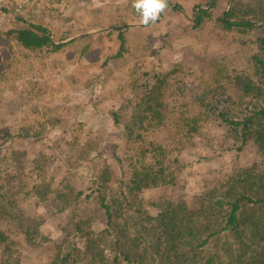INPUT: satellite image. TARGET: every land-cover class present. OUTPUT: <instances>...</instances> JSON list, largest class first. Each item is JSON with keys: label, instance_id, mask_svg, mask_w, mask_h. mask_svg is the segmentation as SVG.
Returning a JSON list of instances; mask_svg holds the SVG:
<instances>
[{"label": "rangeland", "instance_id": "obj_1", "mask_svg": "<svg viewBox=\"0 0 264 264\" xmlns=\"http://www.w3.org/2000/svg\"><path fill=\"white\" fill-rule=\"evenodd\" d=\"M31 1L19 11L15 2L0 7V207L14 213L13 220L0 214V229L19 264H50L68 219L53 196L40 201L27 192L37 177L49 180L54 190L65 182L82 190V215L91 217L94 229L103 226L105 214L91 192L92 181L104 166L119 176L115 156L129 149L122 127L134 93L152 81L154 72L169 83L167 108L194 116L199 129L190 140L168 146L183 163L178 181L146 189V197L181 195L196 207L204 191L232 171L252 163L264 168L253 143L239 148L209 108L220 87L234 91L219 77L244 68L250 53L235 40L238 34L225 31L218 21L229 0L211 7L209 0H168L171 4L148 25L141 23L133 0ZM199 7L210 16L195 27ZM28 25L47 27L54 42L90 31L85 36L100 47L91 54L73 41L56 50L25 48L15 32ZM97 27L107 29L93 30ZM100 55L99 68L87 64ZM112 112L119 115L118 123ZM165 137L159 127L146 138L158 142ZM27 221L40 222L35 244H28L21 232L19 223Z\"/></svg>", "mask_w": 264, "mask_h": 264}, {"label": "trees", "instance_id": "obj_2", "mask_svg": "<svg viewBox=\"0 0 264 264\" xmlns=\"http://www.w3.org/2000/svg\"><path fill=\"white\" fill-rule=\"evenodd\" d=\"M218 1L207 4L215 6ZM229 3L218 21L225 31L237 33L235 40L250 53L244 68L219 77L218 82L225 80L234 91L220 87L209 108L225 125L227 136L240 143L239 148L251 141L264 157V0ZM170 4L168 1L167 6ZM209 16L208 9L199 7L194 26ZM15 39L25 48L50 46L56 50L62 46L42 25L16 30ZM151 80L134 91L129 119L122 127L129 149L123 157L115 156L119 176L104 166L92 181L91 192L105 214L101 228L94 229L91 217L82 215L83 191L70 182L54 190L49 180L37 177L28 188L40 201L53 196L59 209L68 212L64 236L56 243L50 264H264V168L257 163L218 180L204 191L196 207L189 206L181 195H144L146 189L178 181L183 163L168 146L190 140L199 129L194 116L167 108L166 77L154 72ZM112 115L118 123L119 115ZM159 127L166 131L164 140L146 138ZM0 214L14 219L13 208L1 206ZM39 225V221L19 223L28 244H35L41 236ZM0 245V264L20 263L1 229Z\"/></svg>", "mask_w": 264, "mask_h": 264}, {"label": "clouds", "instance_id": "obj_3", "mask_svg": "<svg viewBox=\"0 0 264 264\" xmlns=\"http://www.w3.org/2000/svg\"><path fill=\"white\" fill-rule=\"evenodd\" d=\"M168 0H133V8L141 16V23L156 22L167 8Z\"/></svg>", "mask_w": 264, "mask_h": 264}, {"label": "crops", "instance_id": "obj_4", "mask_svg": "<svg viewBox=\"0 0 264 264\" xmlns=\"http://www.w3.org/2000/svg\"><path fill=\"white\" fill-rule=\"evenodd\" d=\"M82 14H84L85 13V9L83 10V12H81ZM100 29H107V27H104V28H94L93 30H100ZM109 29V28H108ZM88 33H90V31H85L84 33H76V34H74V35H71V36H69L68 38H66L65 40H63V41H60V42H55V43H57V44H62V43H67V42H69V41H73L74 42V44L76 45V44H78V45H80V46H85L84 48L85 49H87L88 47H89V54H91V53H93V52H96V48L95 47H97L98 45L96 44V43H90V38H89V36L90 35H88V36H85L86 34H88ZM64 45V44H63ZM62 45V46H63ZM98 47H100V46H98ZM103 47V46H102ZM101 47V48H102ZM95 56V55H94ZM85 59H86V57H85ZM95 61H93L92 60V62H88L87 64L89 65V64H91V63H94L96 66H97V68H99V66L102 64V61H103V58H102V56L100 55V56H98L96 59H94ZM83 62H86V61H83Z\"/></svg>", "mask_w": 264, "mask_h": 264}, {"label": "built area", "instance_id": "obj_5", "mask_svg": "<svg viewBox=\"0 0 264 264\" xmlns=\"http://www.w3.org/2000/svg\"><path fill=\"white\" fill-rule=\"evenodd\" d=\"M14 2L17 4L16 10L18 11L23 5H27L28 3L32 4V1L30 2V0H0V7L6 4H13Z\"/></svg>", "mask_w": 264, "mask_h": 264}]
</instances>
